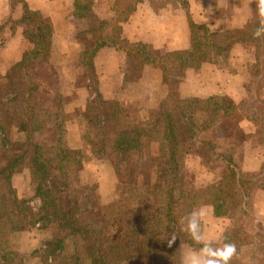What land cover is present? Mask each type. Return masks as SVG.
Segmentation results:
<instances>
[{"label":"crops","instance_id":"1","mask_svg":"<svg viewBox=\"0 0 264 264\" xmlns=\"http://www.w3.org/2000/svg\"><path fill=\"white\" fill-rule=\"evenodd\" d=\"M24 4L51 29L46 63L39 59L33 63L35 72L54 77L53 83L44 77L45 82L39 86V93L44 94L40 98L42 106L49 105L55 92L62 97L66 147L84 156L79 182L83 187L95 184L104 204L115 201V171L109 160L95 159L90 153L80 134L78 117L92 105L96 93L102 101L130 110L136 123L146 121L169 95L162 69L179 72L173 69L177 64L171 63L170 53L191 51V29L205 30L206 36L200 39L205 50L199 49V57L206 60L182 69L175 87L177 99L223 100L233 105L237 119L231 141L236 146V170L243 176L258 177L249 193L251 220L241 217L237 223L236 219L215 214L213 205L204 203L197 208L207 213L202 228L210 238L220 235L214 246L227 243L231 231L253 234L264 242V36L245 38L251 25L255 31L260 25L256 0H0V76L34 50L22 23ZM231 33H239L242 39L219 53L213 45L215 38ZM99 39L106 45L92 51ZM54 128L50 121L40 132L55 135ZM19 135L23 138L24 133ZM193 147H197L189 152L193 163L187 169L194 173V188L217 182L228 167L211 160L213 169L206 168L205 159L197 152L201 146ZM104 175L110 180H104ZM16 192L18 198L25 196ZM3 235H7L9 245L5 249L22 254L23 264H52L45 254L52 233L36 220L29 221L21 231ZM201 246L182 241V264L186 253ZM253 251L242 249L244 259L237 264H264V243H255Z\"/></svg>","mask_w":264,"mask_h":264},{"label":"trees","instance_id":"2","mask_svg":"<svg viewBox=\"0 0 264 264\" xmlns=\"http://www.w3.org/2000/svg\"><path fill=\"white\" fill-rule=\"evenodd\" d=\"M22 23L25 34L33 41L34 50L6 75L0 76V133H8L11 121L18 120L25 135L23 149H18V144L7 139L0 143V152L4 155L0 161V236L21 231L26 223L34 219L43 228H53V237L45 245L52 264H182V241L191 246L195 242L183 230L181 221L199 205L211 203L215 214L236 219L237 223L241 217L250 219L249 193L257 185L258 176H243L236 170L237 158L234 159L233 155L236 146L231 141L237 119L233 105L212 99L183 101L177 99L175 93V87L183 75L182 69L197 66L206 60L199 57V49L205 50L200 40L206 36L205 30L197 27L191 29V51L170 53L171 63L177 64L173 69L179 72H167L161 68L169 95L166 102L153 111L146 121L135 123L120 104L102 101L94 94L92 105L85 112L86 123L95 131L93 153L98 159L113 157L119 188H123L125 195L107 206L100 218L82 222L79 221V213L84 210L79 205L81 193L78 190L84 189L74 184L78 180V167L83 155L62 144L47 146L37 143L31 137L33 132L50 121L62 134L65 123L61 114L63 99L59 93L53 94L48 106H42L38 100L44 95L39 93V86L45 82L47 72L39 73L42 75L40 83L33 79L32 73L37 72H27L32 71L37 59L46 63L51 29L25 4ZM248 30L245 38H255V26L251 25ZM215 39L214 47L219 53H224L242 36L231 33ZM105 45L99 39L92 51ZM154 64L157 65V62ZM207 131L215 134L213 140L223 142L224 147L212 145L207 139ZM149 132L159 133L165 144L159 155L150 160V169L130 172L133 178L126 181L128 165L132 158L141 155L139 148L142 137ZM197 135H204L205 138L197 140ZM190 143L208 148L207 155L197 150L203 159L218 160L228 167L217 182L201 188H188L187 179L180 170V159L183 149ZM27 158L30 171L38 182L36 193L41 204L37 213H33L24 200L17 198L11 183L12 177L21 171ZM136 177H141V180L137 181ZM45 179L48 186L44 187ZM113 225H118L120 229L121 239L117 241L107 235ZM173 236L176 240L170 247L168 241ZM226 242L234 244L237 249L230 264L244 259L242 249L252 248L253 254L255 243H264L262 238L240 231L229 232ZM68 247L75 252L68 257L70 261L62 260L63 254L67 256L65 250ZM247 255L251 257L250 253ZM24 260L22 254L0 245V264H23Z\"/></svg>","mask_w":264,"mask_h":264},{"label":"rangeland","instance_id":"3","mask_svg":"<svg viewBox=\"0 0 264 264\" xmlns=\"http://www.w3.org/2000/svg\"><path fill=\"white\" fill-rule=\"evenodd\" d=\"M27 72H35V70L33 68L32 71L29 70ZM43 73H41V74H43ZM32 75L34 77L33 79L35 80V82H37V83L39 82L40 83V81H41L40 79H41L42 75H40L39 72H37L35 74L32 73ZM44 77H45V79H48L46 81H48L50 83H53V78L54 77H52L50 74L46 73L44 75ZM38 100H40V98ZM40 101L42 103L44 102L43 100H40ZM129 111L130 110H128V112ZM78 119H79V121L82 124L81 125V130H79L80 134H81V136H83V140H84L86 146L88 147L90 153H92V155H93V157L95 159H98L97 157H95V155L93 153V148H92V141H93V139L95 137V133H94L95 131H93L94 129L92 128V126H90L89 123H86L88 119H87V116H85V113H84V115L79 116ZM53 126H55L54 123H53ZM41 130L42 129L37 130V131H35V132H33L31 134V137L33 138V140L35 142L41 143V144L43 143L44 145H47V146H53V145L62 144L63 147L67 148L66 146L68 144L65 142V138H64L65 130H64V128H62V134H59L57 132V128H54V130H56L55 135H52V134H49V133L48 134L42 133V132H40ZM21 132H22V130L20 128V122L18 120H12L10 128L8 130V133H6V134H1L0 133V143H2V141L4 139H7L11 143L14 142V143H16V145L18 144V149H23L24 148V144H25V142H24V140H25L24 136L25 135H23V138H22V136L19 135ZM209 132L210 131H207L208 134L207 133H204V134L208 135L207 139L210 140L213 143L212 145H219L220 148H223V142H219V140H217V139L214 141L213 139L215 138L214 137L215 134H210ZM221 133L222 132H220V134ZM218 137H219V135H218ZM204 138H205L204 135H197V137L195 139L202 140ZM164 144L165 143L162 140V136L159 133H157V132H149L148 134H145L144 137H142V141L140 143V148H139V152L141 153V155L137 156L136 158L135 157L132 158L133 160H131L129 165H128V171L129 172L127 173V176L124 178V180H126V181L131 180L133 178V174H131V173H134L137 170L141 171L143 169H145V170L150 169L151 168L150 160L153 157H156V156L159 155V153L161 151V147ZM193 148H197V147H193L191 145V143L187 147H185L183 149V152H182V159H180V162H181L180 170H181V173L184 175V177H186L187 186L190 189L192 187H195V184H194L195 183L194 173L188 171V169H187V166L191 165L193 163V162H191L193 160V158L191 157V155H189V152H191V150ZM198 150L200 152L204 153L205 155L208 154V151H207L208 148L207 147L203 146V147L198 148ZM199 151H197V152L199 153ZM3 159H4V155L2 154V152H0V161H2ZM82 159H84V158H82ZM98 160H109V163L111 164V167H113V157L112 156L103 157V158H100ZM211 160L212 159L206 158V157H205V160H203L204 165H205L206 168L213 169L215 164H213V162L211 163ZM208 161H210V162H208ZM237 162H238V158H237ZM80 166L81 165H79L78 170L80 169ZM156 166H157V164H156ZM152 168H154V166H152ZM26 170H29V172L26 171ZM113 170H114V167H113ZM19 173H21V175L20 176H16V179H13L15 176L12 177V179L14 180L13 186H14V183H15V186L17 188L16 190H19V193H23L25 196L22 197V198H18V197L17 198L19 200H24L26 202V205L31 209V211H33V213H37L38 210L40 209L41 199L36 193V188H37L38 182L35 179V177L33 176L32 171H30L29 158H27L25 160V163H24L23 167L21 168V171H19ZM19 173H16V174H19ZM24 173L27 174V176L25 174L26 177H23L22 174H24ZM77 176H78V180L76 181V184H74V185H77L78 187L81 186V188L84 189V190L76 189V190H78V193L79 192L81 193V196H79V198H80L79 205H80V208L81 209L83 208V210H84L83 213L82 212L79 213V221L81 220L82 222H90V221H94V220L100 218V216L104 212V209L107 206L111 205L112 203L117 201L120 197L122 198L125 195V193L122 191L123 188H122V190L119 188V184H118L119 181H118V177L116 175V179H117V183L116 184H117V186H116V189H115V195H116L115 201L107 203V204H104V203H102L103 200H101L99 198L97 186H95V184H93V186L89 185L87 187H83L82 184L79 182V173H78ZM103 179L104 180H110L108 175H104ZM139 179L141 180V177H136L137 181ZM43 186L44 187L48 186L47 183H46V179H45V182H44ZM16 190H15V193L17 195ZM144 204L147 206L146 203H144ZM149 206H150V204H149ZM26 226H28V223H26L25 227ZM45 229L46 230L49 229L51 231L52 237H53V234H54L53 228L50 227V226H46ZM107 235H108V237L111 240L117 241V240L121 239L119 226L118 225H113L107 231ZM6 236L7 235H2L0 237V245H1L2 248H6V247L9 246L7 241H6ZM45 251H46V249H45ZM72 251L73 250H71V248L68 247V249L65 250L66 253L68 252L67 256L65 254H63L62 255V260L70 261V259L68 260V257L69 256L71 257V254L75 252V251L74 252H72ZM45 254H48V251H46ZM50 259H51V257H50ZM50 261L52 262V259Z\"/></svg>","mask_w":264,"mask_h":264},{"label":"clouds","instance_id":"4","mask_svg":"<svg viewBox=\"0 0 264 264\" xmlns=\"http://www.w3.org/2000/svg\"><path fill=\"white\" fill-rule=\"evenodd\" d=\"M257 14L261 18L260 25L254 32V36L259 38L264 36V0H258ZM206 211L201 208L193 210L187 217L181 221L184 224L183 230L186 231L191 239L198 245H202L197 251H190L185 254L183 264H230L237 249L234 244L223 243L222 246H214V242L221 239L217 234L215 238L205 235L202 224L206 216ZM173 236L169 241V246L175 242Z\"/></svg>","mask_w":264,"mask_h":264}]
</instances>
